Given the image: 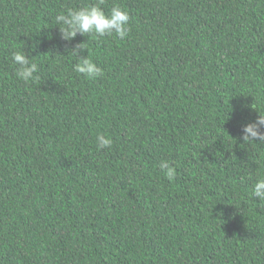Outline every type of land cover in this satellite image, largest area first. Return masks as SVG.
Wrapping results in <instances>:
<instances>
[{
  "label": "trees",
  "instance_id": "obj_1",
  "mask_svg": "<svg viewBox=\"0 0 264 264\" xmlns=\"http://www.w3.org/2000/svg\"><path fill=\"white\" fill-rule=\"evenodd\" d=\"M91 6L128 36L63 40ZM259 114L264 0H0V264H264Z\"/></svg>",
  "mask_w": 264,
  "mask_h": 264
},
{
  "label": "clouds",
  "instance_id": "obj_2",
  "mask_svg": "<svg viewBox=\"0 0 264 264\" xmlns=\"http://www.w3.org/2000/svg\"><path fill=\"white\" fill-rule=\"evenodd\" d=\"M130 16L127 11L118 6H114L110 13L106 14L102 8L97 6L84 7L78 10H68L66 14H58L56 23L59 25L61 38L66 41L73 40L77 34L84 35L94 33L98 36L116 34L119 39H125L129 34ZM78 48L84 49V45H78ZM13 61L19 65L17 76L19 79L28 82L34 78L38 66L31 63L28 57L15 52L12 56ZM75 71L88 78H96L102 75V70L88 57L80 59L75 65ZM240 139L244 143L264 144V115L259 114L255 121L247 122L242 125V135ZM98 147L110 148L113 141L104 135L97 137ZM159 167L166 170V175L171 177L174 168L169 161H161ZM252 195L264 202V179L255 182L252 188Z\"/></svg>",
  "mask_w": 264,
  "mask_h": 264
}]
</instances>
